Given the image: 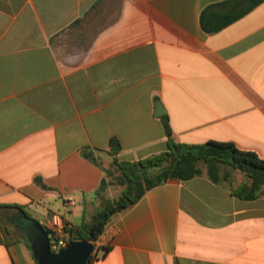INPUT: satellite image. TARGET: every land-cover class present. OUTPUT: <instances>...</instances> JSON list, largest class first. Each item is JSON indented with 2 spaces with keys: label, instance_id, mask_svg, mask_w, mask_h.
<instances>
[{
  "label": "crops",
  "instance_id": "crops-1",
  "mask_svg": "<svg viewBox=\"0 0 264 264\" xmlns=\"http://www.w3.org/2000/svg\"><path fill=\"white\" fill-rule=\"evenodd\" d=\"M225 1L0 0V205L24 208L34 234L53 213L90 221L116 163L168 150L157 103L176 142L264 159V2L208 34L203 10ZM237 172L151 189L112 217L92 264H264V187L239 198ZM26 240L0 236V264H38Z\"/></svg>",
  "mask_w": 264,
  "mask_h": 264
},
{
  "label": "trees",
  "instance_id": "trees-1",
  "mask_svg": "<svg viewBox=\"0 0 264 264\" xmlns=\"http://www.w3.org/2000/svg\"><path fill=\"white\" fill-rule=\"evenodd\" d=\"M263 2L264 0H227L209 5L201 14V26L208 34L217 33ZM161 119L168 138V150L138 162L116 163L122 174L118 177L119 184L125 187L122 194L97 211L90 221H85L80 226L70 227L66 221V233L70 242L97 241L113 216L138 202L157 186L171 180L189 181L200 176L201 163L207 165L209 177L216 183L221 181L222 168H225V181H231L232 171L242 172L245 181L234 191L239 198L254 200L260 195L264 187V159L256 152L240 149L232 142L213 140L203 144L176 142L168 115H163ZM83 155L93 159V153L89 149H84ZM36 182L42 184L39 178ZM106 185L107 181L104 180L103 188ZM18 212L34 220L22 207L0 205V219L5 218L7 213L13 215ZM44 229L46 233L49 232L47 228ZM26 241L29 245L28 240ZM102 250L105 255L110 248L105 247ZM96 258L97 255L92 254L88 264H92Z\"/></svg>",
  "mask_w": 264,
  "mask_h": 264
},
{
  "label": "water",
  "instance_id": "water-1",
  "mask_svg": "<svg viewBox=\"0 0 264 264\" xmlns=\"http://www.w3.org/2000/svg\"><path fill=\"white\" fill-rule=\"evenodd\" d=\"M165 110L160 103H157V115H164ZM120 150V146H113L112 152ZM40 232L32 233L28 230L31 238V249L34 252L38 264H88L91 255L95 250L94 242L72 241L68 246L58 253L51 250L50 241L45 229L39 224Z\"/></svg>",
  "mask_w": 264,
  "mask_h": 264
},
{
  "label": "rangeland",
  "instance_id": "rangeland-1",
  "mask_svg": "<svg viewBox=\"0 0 264 264\" xmlns=\"http://www.w3.org/2000/svg\"><path fill=\"white\" fill-rule=\"evenodd\" d=\"M200 167L204 170H207V165L205 163H201ZM224 169L225 168L221 169V175H224ZM114 173L117 176L109 178V180L113 183V187H110L109 191L106 193V197L101 200L99 207L100 210L103 209L107 203L112 202L114 199H118L125 188L124 186H121L118 181V177L122 175L121 171L118 169V171H115ZM237 173L239 174L240 172ZM241 175L245 177L243 173ZM11 217L12 214L7 213L5 218L0 219V236L8 242H10L13 238L24 237V235L17 230L15 224L11 220Z\"/></svg>",
  "mask_w": 264,
  "mask_h": 264
},
{
  "label": "built area",
  "instance_id": "built-area-1",
  "mask_svg": "<svg viewBox=\"0 0 264 264\" xmlns=\"http://www.w3.org/2000/svg\"><path fill=\"white\" fill-rule=\"evenodd\" d=\"M67 223L64 216L60 213H53L47 229L48 239L50 241L51 250L54 253L65 249L69 244L68 234L66 233Z\"/></svg>",
  "mask_w": 264,
  "mask_h": 264
},
{
  "label": "flooded vegetation",
  "instance_id": "flooded-vegetation-1",
  "mask_svg": "<svg viewBox=\"0 0 264 264\" xmlns=\"http://www.w3.org/2000/svg\"><path fill=\"white\" fill-rule=\"evenodd\" d=\"M23 215H13L11 217L12 222L15 224L16 228L18 231H20L24 237L28 240L29 243H31V238H30V233L28 232L29 226L27 224L26 216L24 218L22 217Z\"/></svg>",
  "mask_w": 264,
  "mask_h": 264
}]
</instances>
